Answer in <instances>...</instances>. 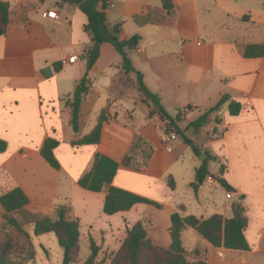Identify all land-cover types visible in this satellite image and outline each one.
<instances>
[{"label":"crops","instance_id":"obj_1","mask_svg":"<svg viewBox=\"0 0 264 264\" xmlns=\"http://www.w3.org/2000/svg\"><path fill=\"white\" fill-rule=\"evenodd\" d=\"M171 1L174 8L168 14L162 0H110L106 24L110 34L118 28L119 40L140 37L127 55L167 116L179 115L177 127L200 149L190 165H176L186 145L183 141L170 144L178 135L166 140L167 121L157 113L150 116L155 107L138 91L136 74L124 73L122 58L111 44L100 45L98 58L87 72L92 43L79 5L66 0H0L9 4L8 27L0 36V139L7 144L0 153V187L22 189L29 200L25 208L32 214L54 218L57 207L69 206V218L79 219V244L83 240L89 248L92 240L102 250L116 251L126 237L125 227L141 222L152 244L167 249L160 243L171 240L148 233L159 225L154 207L137 204L128 212L108 216L102 211L105 192L92 193L77 185L96 153L120 161L133 137L141 135L155 147L150 164L141 172L120 167L113 187L168 206L169 228L172 213L200 220L213 215L229 219L231 204L243 196L248 220L244 236L250 251L239 254L264 257V54L244 58L240 51L247 45H264V1ZM48 11L58 18L46 17ZM145 15L149 23L138 27L134 17ZM72 56L77 59L70 63ZM55 63H61L58 72ZM86 73L89 92L80 106L79 131L74 134L66 103ZM224 96L228 101L210 114L197 134L187 128ZM230 101L242 105L237 116L228 113ZM106 109L109 120L103 124L100 143L71 147L92 131ZM48 138L59 142L53 151L59 170L40 155ZM205 152L214 164L207 163L208 176L194 190L191 185L196 169L207 160ZM218 177L232 187L231 199L225 197L227 190ZM169 179L174 190L168 186ZM179 187L187 189L188 199L177 195ZM62 191L67 193L65 203H59ZM194 232L184 229L181 239L184 233ZM189 248L193 247L185 250ZM204 249L209 253L207 264L211 250H225L209 243Z\"/></svg>","mask_w":264,"mask_h":264},{"label":"trees","instance_id":"obj_2","mask_svg":"<svg viewBox=\"0 0 264 264\" xmlns=\"http://www.w3.org/2000/svg\"><path fill=\"white\" fill-rule=\"evenodd\" d=\"M71 4L79 5L87 18L85 32L90 37L92 43L86 62L87 72L91 70L99 55V47L103 43L111 44L115 51L122 58V68L125 74L134 72L136 74V85L138 91L149 99L155 110L150 116L157 113L167 121V133L174 132L184 144L188 145L195 156L201 154L200 149L188 139L183 130H180L176 122L179 121V115L175 119L167 116L159 103L156 95L152 94L144 85L142 76L131 64L127 52L135 49L140 41V37L135 35L127 40L118 39V28H113V34L108 31L106 24L105 10L110 0H66ZM264 1V0H263ZM101 4V9L97 10V5ZM171 0H162V9L168 14L173 11ZM264 10V3H263ZM150 21L149 15L134 17L133 22L138 27L146 26ZM9 23V4L0 2V36L6 34ZM244 58H260L264 54V45H247L241 48ZM54 69L58 72L61 69V63H55ZM90 79L86 73L79 81L71 101L66 104L71 110L70 125L74 134L79 131L80 106L88 95ZM228 101V97H222L217 104L207 112L200 115L196 120L190 122L187 128H191L195 134L207 125L209 116L220 106ZM228 113L231 116H237L242 105L235 101H230L227 105ZM109 120L108 110H102L98 116L97 123L92 131L85 136L80 137L71 143V147L78 148L85 145H97L100 143L103 124ZM59 142L48 138L41 150L40 155L55 170L60 169V165L54 157L53 151L57 148ZM7 144L0 139V153L6 151ZM155 147L141 135H135L125 155L120 161H115L103 154L96 153L92 166L89 171L84 173L77 181L78 187L92 193L105 192L103 203V213L111 216L120 212H128L137 204H146L156 209H161L162 205L144 197L136 195L122 189L113 187L112 181L120 167L129 168L136 172L145 170L154 154ZM207 160L210 156L205 152ZM141 156L142 162L138 163L137 157ZM207 160L196 169L195 183L191 186L194 190L201 186L208 176ZM225 166L221 165L219 173L223 174ZM218 183L227 191L233 189L224 179L218 177ZM168 186L174 190V184L171 179L168 180ZM240 196L238 201L231 204L232 217L224 219L220 215H213L205 220H200L195 216L181 217L178 213L170 215L169 236L171 243L167 249L157 247L152 244L147 237V232L141 222L136 223L131 228L125 227L126 237L119 249L114 252L109 264H206L205 260L197 259L189 261L186 256V250L183 246L181 235L184 229H193L203 240L214 248H223L230 251L247 252L250 251L248 242L244 236V230L247 227L248 220L244 214V208ZM29 200L25 193L19 187L7 189L0 195V208L4 211L7 225L13 231V235H8L0 241V264H32L35 261V250L32 244L31 236L23 229L30 225L34 236L53 234L56 237L58 246L62 250L61 264H76L79 254V219L67 218V210L63 206L55 209V218L32 214L26 210ZM98 247L90 240V255L84 264H94L97 257ZM198 256L197 250H195Z\"/></svg>","mask_w":264,"mask_h":264},{"label":"rangeland","instance_id":"obj_3","mask_svg":"<svg viewBox=\"0 0 264 264\" xmlns=\"http://www.w3.org/2000/svg\"><path fill=\"white\" fill-rule=\"evenodd\" d=\"M218 23L215 22L214 26H217ZM137 92V89H135V93ZM134 95V93H133ZM211 105H208L205 108H209ZM168 127L166 126V129ZM165 133L167 134V131L165 130ZM181 138L179 137L176 141H172L170 144L172 146H175V144L181 142ZM186 145V144H185ZM184 151L180 153L177 164L180 165V163L184 162L186 164L190 165L191 157H193V153L191 148L186 145L184 147ZM176 154V151L175 153ZM138 163L142 162L141 156L137 157ZM207 163H210V165L214 164V161L211 159L207 160ZM7 190V187H0V195ZM65 191V190H64ZM179 193L177 195L181 199H188L189 192L187 189H183L182 187H179L178 190ZM61 201L59 203H65L64 195L67 194L66 192H61ZM68 204V203H66ZM67 210V218H69V215L71 214V208L69 206H63ZM156 209V208H155ZM159 225L157 230L154 231H148L150 232V236L154 238V234L161 236V238H165V240L168 242L169 239V209L168 206H165L161 209H156ZM149 217V214L146 215ZM55 218V214H54ZM53 218V219H54ZM73 219V218H69ZM146 228L149 230L150 227L146 225ZM23 229L31 236V240H33V247L35 250V261L32 264H61L62 262V250L58 246L56 237L53 234H46L42 236H34L32 233V227L30 225L24 226ZM190 233V232H186ZM184 233L182 237V242L184 243V247H193L186 249V256L189 261L194 260H205L207 264V260L209 259V253L206 249H204V246H207V243L196 233L194 232L193 235H187ZM8 235H13V231L11 228L7 225V220L4 211L0 208V241L4 240ZM171 242V241H170ZM169 243H164L161 241V247H168L170 245ZM168 244V245H166ZM79 254H78V260L76 264H84L86 259L90 255L89 247L86 246L85 242L82 240L79 244ZM164 247V248H166ZM198 252V256H196V252ZM117 251V250H116ZM116 251H108V250H102L101 248L98 249L97 257L94 261V264H109L112 255ZM239 251H230V250H211V258L209 260L210 264H242L243 260L247 261V264H264V257H254V256H242V254H239Z\"/></svg>","mask_w":264,"mask_h":264},{"label":"built area","instance_id":"obj_4","mask_svg":"<svg viewBox=\"0 0 264 264\" xmlns=\"http://www.w3.org/2000/svg\"><path fill=\"white\" fill-rule=\"evenodd\" d=\"M46 17H48V18H50V19H57V18H58V17H57V14H56L54 11H48V12L46 13ZM76 59H77L76 56H72V57L69 58V62H70V63H73V62L76 61ZM176 138H177V134H175L174 132H169V133L166 134V140H167V141H168V140H174V139H176ZM167 149H169V148H167ZM225 197H226L227 199H231V194H230L229 191L226 192Z\"/></svg>","mask_w":264,"mask_h":264},{"label":"water","instance_id":"obj_5","mask_svg":"<svg viewBox=\"0 0 264 264\" xmlns=\"http://www.w3.org/2000/svg\"><path fill=\"white\" fill-rule=\"evenodd\" d=\"M110 32L112 33L113 31L112 30H110ZM203 157H204V155H203ZM200 159H202V157H199Z\"/></svg>","mask_w":264,"mask_h":264}]
</instances>
